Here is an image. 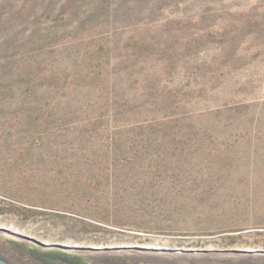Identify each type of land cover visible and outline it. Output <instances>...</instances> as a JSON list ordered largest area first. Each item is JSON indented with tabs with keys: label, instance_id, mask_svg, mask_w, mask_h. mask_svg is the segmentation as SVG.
<instances>
[{
	"label": "rangeland",
	"instance_id": "374dc122",
	"mask_svg": "<svg viewBox=\"0 0 264 264\" xmlns=\"http://www.w3.org/2000/svg\"><path fill=\"white\" fill-rule=\"evenodd\" d=\"M0 228L264 258V0H0Z\"/></svg>",
	"mask_w": 264,
	"mask_h": 264
},
{
	"label": "water",
	"instance_id": "95a60500",
	"mask_svg": "<svg viewBox=\"0 0 264 264\" xmlns=\"http://www.w3.org/2000/svg\"><path fill=\"white\" fill-rule=\"evenodd\" d=\"M50 248L53 249L33 238L0 228V264H264V258L258 256L246 259L234 258V261H232L233 259L229 260L220 257L216 260L217 262L208 263L191 257H185L184 260L148 258L142 254H135V252L131 254L120 252L118 254L96 256L93 254L88 255V251L79 254L69 253L67 255H50L42 251V249ZM72 250L75 251L74 249ZM200 254L208 255L210 253L203 252Z\"/></svg>",
	"mask_w": 264,
	"mask_h": 264
},
{
	"label": "bare ground",
	"instance_id": "6f19581e",
	"mask_svg": "<svg viewBox=\"0 0 264 264\" xmlns=\"http://www.w3.org/2000/svg\"><path fill=\"white\" fill-rule=\"evenodd\" d=\"M88 255H90V254H88ZM93 255L98 256V254H93ZM142 255H143L144 257H148V258H158V259H159V258H162V259H165V260H166V258H167V259H168V258H173V259H175V260H176V259H179V260H180V259H181V260H182V259H183V260L185 259V257L181 258V257H179V256L168 257V256H165V255H159V256H156V257H155V256H151V255H148V254H142ZM190 257H191V258H195V257H192V256H188V258H190ZM256 257H257V256H256ZM173 259H172V260H173Z\"/></svg>",
	"mask_w": 264,
	"mask_h": 264
}]
</instances>
